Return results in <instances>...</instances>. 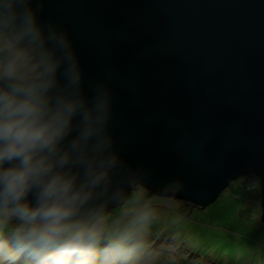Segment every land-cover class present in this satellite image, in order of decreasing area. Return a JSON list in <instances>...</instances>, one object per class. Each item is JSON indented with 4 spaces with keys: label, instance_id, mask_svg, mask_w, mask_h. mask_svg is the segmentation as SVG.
I'll list each match as a JSON object with an SVG mask.
<instances>
[{
    "label": "water",
    "instance_id": "obj_1",
    "mask_svg": "<svg viewBox=\"0 0 264 264\" xmlns=\"http://www.w3.org/2000/svg\"><path fill=\"white\" fill-rule=\"evenodd\" d=\"M39 16L69 32L86 94L111 88L116 147L147 193L204 209L254 174L264 225V0H44Z\"/></svg>",
    "mask_w": 264,
    "mask_h": 264
},
{
    "label": "clouds",
    "instance_id": "obj_2",
    "mask_svg": "<svg viewBox=\"0 0 264 264\" xmlns=\"http://www.w3.org/2000/svg\"><path fill=\"white\" fill-rule=\"evenodd\" d=\"M43 3L0 0V264H155L151 199L107 212L147 192L116 147L112 90L86 94L73 40L41 21Z\"/></svg>",
    "mask_w": 264,
    "mask_h": 264
},
{
    "label": "rangeland",
    "instance_id": "obj_3",
    "mask_svg": "<svg viewBox=\"0 0 264 264\" xmlns=\"http://www.w3.org/2000/svg\"><path fill=\"white\" fill-rule=\"evenodd\" d=\"M147 198L158 213L148 234L157 241L150 245L155 264H264L262 191L254 174L239 177L204 209L141 189L109 214L122 216Z\"/></svg>",
    "mask_w": 264,
    "mask_h": 264
},
{
    "label": "trees",
    "instance_id": "obj_4",
    "mask_svg": "<svg viewBox=\"0 0 264 264\" xmlns=\"http://www.w3.org/2000/svg\"><path fill=\"white\" fill-rule=\"evenodd\" d=\"M110 217H113V218H115L114 216H110ZM118 217H120V216H118ZM147 238L149 239L148 240V243H149V245H151V246H153V245H155V243L157 244V241L154 239V241L152 240L151 241V239H152V236L150 237V236H147ZM151 238V239H150ZM171 243L173 244V243H175V240H171ZM153 249H156V246H154L153 247ZM206 253V252H205ZM232 262V261H231ZM219 264H231L230 262L229 263H223V262H220Z\"/></svg>",
    "mask_w": 264,
    "mask_h": 264
}]
</instances>
